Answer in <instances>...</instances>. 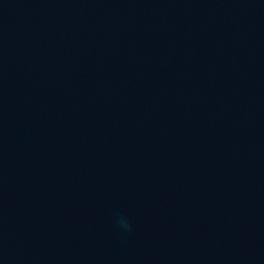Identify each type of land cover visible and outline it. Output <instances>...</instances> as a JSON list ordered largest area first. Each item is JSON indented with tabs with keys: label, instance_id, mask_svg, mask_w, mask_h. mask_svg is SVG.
<instances>
[{
	"label": "water",
	"instance_id": "1",
	"mask_svg": "<svg viewBox=\"0 0 264 264\" xmlns=\"http://www.w3.org/2000/svg\"><path fill=\"white\" fill-rule=\"evenodd\" d=\"M0 264H264V0H0Z\"/></svg>",
	"mask_w": 264,
	"mask_h": 264
},
{
	"label": "clouds",
	"instance_id": "2",
	"mask_svg": "<svg viewBox=\"0 0 264 264\" xmlns=\"http://www.w3.org/2000/svg\"><path fill=\"white\" fill-rule=\"evenodd\" d=\"M118 224L120 227L124 230H128L130 228V225L125 217L122 215H118Z\"/></svg>",
	"mask_w": 264,
	"mask_h": 264
}]
</instances>
